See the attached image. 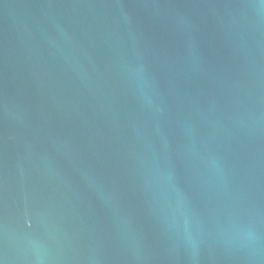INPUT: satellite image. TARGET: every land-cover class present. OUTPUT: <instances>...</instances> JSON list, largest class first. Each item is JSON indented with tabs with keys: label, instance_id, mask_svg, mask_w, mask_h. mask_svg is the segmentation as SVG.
Here are the masks:
<instances>
[{
	"label": "water",
	"instance_id": "1",
	"mask_svg": "<svg viewBox=\"0 0 264 264\" xmlns=\"http://www.w3.org/2000/svg\"><path fill=\"white\" fill-rule=\"evenodd\" d=\"M0 264H264V0H0Z\"/></svg>",
	"mask_w": 264,
	"mask_h": 264
}]
</instances>
